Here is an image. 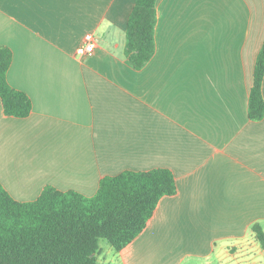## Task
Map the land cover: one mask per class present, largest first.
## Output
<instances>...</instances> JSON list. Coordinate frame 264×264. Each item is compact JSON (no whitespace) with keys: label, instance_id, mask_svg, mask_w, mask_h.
Returning <instances> with one entry per match:
<instances>
[{"label":"crops","instance_id":"1","mask_svg":"<svg viewBox=\"0 0 264 264\" xmlns=\"http://www.w3.org/2000/svg\"><path fill=\"white\" fill-rule=\"evenodd\" d=\"M135 3L0 0L8 82L33 103L21 118L0 98V182L32 201L46 185L92 196L104 176L168 168L177 192L122 250L100 243L99 263L263 264L264 118L249 94L264 0H157L141 69L126 53Z\"/></svg>","mask_w":264,"mask_h":264},{"label":"trees","instance_id":"2","mask_svg":"<svg viewBox=\"0 0 264 264\" xmlns=\"http://www.w3.org/2000/svg\"><path fill=\"white\" fill-rule=\"evenodd\" d=\"M157 0H136L127 25L126 53L141 69L156 51ZM13 51L0 46V98L9 116L28 117L33 103L8 82ZM264 41L249 94V117L264 118ZM177 192L168 168L104 176L92 196L46 185L32 201L15 199L0 182V264H100L105 239L120 251L147 226L160 199ZM264 249V229L252 226ZM264 264V263H263Z\"/></svg>","mask_w":264,"mask_h":264},{"label":"built area","instance_id":"3","mask_svg":"<svg viewBox=\"0 0 264 264\" xmlns=\"http://www.w3.org/2000/svg\"><path fill=\"white\" fill-rule=\"evenodd\" d=\"M86 40V44L79 49L80 53H89L93 51V48L95 46V43L93 42V37L91 35H87Z\"/></svg>","mask_w":264,"mask_h":264},{"label":"rangeland","instance_id":"4","mask_svg":"<svg viewBox=\"0 0 264 264\" xmlns=\"http://www.w3.org/2000/svg\"><path fill=\"white\" fill-rule=\"evenodd\" d=\"M101 245L102 247H107V246L111 247V245L105 239L101 240ZM183 264H205V263H199V261H191L189 263H183ZM214 264H221V263L216 261Z\"/></svg>","mask_w":264,"mask_h":264}]
</instances>
